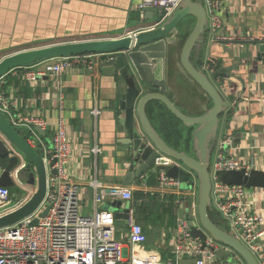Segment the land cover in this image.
I'll use <instances>...</instances> for the list:
<instances>
[{"label": "crops", "instance_id": "crops-1", "mask_svg": "<svg viewBox=\"0 0 264 264\" xmlns=\"http://www.w3.org/2000/svg\"><path fill=\"white\" fill-rule=\"evenodd\" d=\"M202 2L207 22L202 38L190 53L189 62L205 75L219 94L223 105L221 114L204 143L194 137L195 129L184 126L163 107H159L156 118L155 112L147 108L149 123L168 148L193 160H200L199 149L206 145L210 150L207 155L210 167L217 154L222 153L247 171L264 172V64L254 52L255 45L264 40V0H218L214 16L220 25L216 33L210 28L212 15L205 0ZM140 4L141 0H0V61L18 52L58 44L120 39L152 25L154 14L144 13L139 9ZM148 16L151 19L145 21ZM195 24V19L190 17L189 29L180 33L169 58L160 61L152 75L171 91L172 104L187 117H196L211 107L204 92L180 67L181 49ZM86 56H89V68L82 63L74 64L60 76L50 74L36 81L27 80L26 72L43 67L42 62H37L1 77L0 88L11 112L38 117L45 122L38 136L47 149L52 147L59 120L63 121L71 147L66 171L78 190L83 214L94 210L95 189L91 183L96 182L100 187L121 186L131 190L132 195L139 192L157 196L161 201L174 198L176 226L181 207L186 219L193 207L197 208V183L185 189L189 191H182L178 183L164 188L157 174L149 184L151 174L147 173L141 177L140 184L133 181L123 185L130 162L129 148L124 144L127 137L120 124L123 118L120 103L126 86L114 69L103 67L110 56ZM220 69L226 74L217 76ZM227 138L232 140L231 145H224ZM3 168L0 165V172ZM33 176L30 169L20 181L23 183L22 178L30 181ZM26 182L23 187L14 184L21 194L19 197L10 195L12 202L22 199L25 193H34ZM245 190V202L251 205V212L264 216V195L254 188ZM185 202L190 203L188 214L184 210ZM125 204L132 205V220L144 231L146 251L157 253L164 262L191 261L194 264L192 257L176 260L173 253L175 226L167 227L166 222L156 221L146 224L143 217H133L137 204L132 198ZM100 208L104 209V205ZM115 227L120 237L117 240L124 241L128 226ZM261 243L264 245V237Z\"/></svg>", "mask_w": 264, "mask_h": 264}, {"label": "water", "instance_id": "water-1", "mask_svg": "<svg viewBox=\"0 0 264 264\" xmlns=\"http://www.w3.org/2000/svg\"><path fill=\"white\" fill-rule=\"evenodd\" d=\"M144 13L155 14L154 8L141 9ZM147 16V15H146ZM193 18L196 24L188 34L180 52V67L187 76L204 92L211 103L207 112L205 110L196 117H187L181 114L172 104L173 94L166 90L165 85L152 77L155 74L158 63L167 61L172 53L173 45L179 40L180 33L189 29L188 19ZM151 19L147 17L145 21ZM207 22V13L202 0H182L174 12L161 25L155 28L144 26L142 30L132 32L120 39L93 40L58 44L39 49L18 52L5 57L0 61V78L10 71L29 66L33 63L51 60L59 57L99 55L110 56L103 64L104 68H112L126 86L121 98L120 109L123 118L120 121L124 128L128 146L127 158L128 170L123 180V185H129L133 181L140 184L141 177L147 173L155 175L164 173L165 176L179 185L190 189L195 183L198 185L197 215L200 228L188 221L192 239L199 238L202 243L207 233L215 240L236 252L245 264H257L253 256L236 240L226 232L215 226L209 219L211 173L208 162L210 150L203 145L199 149L200 160H193L184 154L177 153L168 148L156 135L149 123L147 108L158 116L159 107L165 108L174 118L184 126L195 129L194 137L199 143H204L211 134L222 109V101L205 75L194 68L189 62V56L204 34ZM256 57L264 64V40L255 45ZM224 73L223 69L217 72V76ZM41 134L39 128H34ZM26 129L15 127L0 113V159L6 160V165L0 172V187L12 189L14 183L11 178L13 171L22 165L19 170V178L33 169L34 176L27 181L29 186L36 185V190L30 199L21 207L0 216V230L11 227L37 211L43 203L46 193V171L40 156V151L31 147L26 137L22 135ZM207 142V139H206ZM215 148V146H213ZM161 156L168 157L176 164L168 166H156V159ZM216 181L227 186H240L245 189H264V172L245 169L235 171H217L214 173ZM127 203V202H126ZM114 214L116 226H128L130 206L121 201H113L104 206ZM48 208L43 210L38 218L46 215ZM186 219L183 216L182 207L179 220ZM38 220H32V226L37 225ZM218 260L229 257L228 251L219 249L215 253Z\"/></svg>", "mask_w": 264, "mask_h": 264}, {"label": "built area", "instance_id": "built-area-1", "mask_svg": "<svg viewBox=\"0 0 264 264\" xmlns=\"http://www.w3.org/2000/svg\"><path fill=\"white\" fill-rule=\"evenodd\" d=\"M182 0H141L139 9L150 7L156 10L157 20L152 28L161 26L179 6ZM211 13V31L216 33L220 22L214 16L218 0H205ZM225 39V38H223ZM229 41V39H227ZM43 67L25 73L29 81H36L47 75H62L74 64H85L89 68V56L59 57L42 61ZM23 68V67H20ZM23 69H26L25 67ZM0 113L12 126L25 128L28 144L40 151L46 171V193L40 208L19 223L0 230V264H173L161 261L159 255L148 252L144 246L146 236L142 227L132 220L129 212L128 233L124 241L117 239L114 214L101 206L113 201L128 202L132 198L131 190L121 186L100 187L96 182L91 185L95 189L92 199L94 210L91 214H83L78 190L70 180L66 171L71 147L67 139L65 125L59 120L52 138L50 149L42 146L38 133L34 128L43 130L45 122L38 117H25L13 114L9 101L0 88ZM227 138L224 145H231ZM38 144V145H37ZM39 146V147H38ZM41 148V149H40ZM172 159L161 156L156 159V166H168ZM24 165L15 169L10 175L18 187H23L18 172ZM242 169L237 161L217 154L210 167L211 188L210 208L214 216L223 224L222 231L238 241L255 259L257 264H264V216L251 212V205L245 202L246 190L240 186H227L216 181L217 171H235ZM158 182L164 188L177 185L164 173H158ZM258 190L264 195V189ZM32 196L25 193L23 198L12 202L8 188L0 187V216L24 205ZM48 208L46 215L39 214ZM37 219L35 226L30 225ZM188 221L200 228L197 208L194 206L187 219L178 220L175 226L173 253L176 260L192 257L194 264H243L240 256L224 246L211 235L204 232L206 239L202 243L199 238L192 239ZM230 253L225 260H218L215 253L219 250Z\"/></svg>", "mask_w": 264, "mask_h": 264}, {"label": "trees", "instance_id": "trees-1", "mask_svg": "<svg viewBox=\"0 0 264 264\" xmlns=\"http://www.w3.org/2000/svg\"><path fill=\"white\" fill-rule=\"evenodd\" d=\"M164 126L167 128L166 125H164ZM169 131H171V130H169ZM22 136L26 137L27 134H23ZM0 165H1V167H5L6 160L0 159ZM153 178H155V175L149 176L148 181H151V183H149V184H152L154 182ZM22 179H23V183H25L26 182L25 178H22ZM14 190H16V192H14ZM14 190L9 189L10 195L16 194L19 197L21 194V191L17 188H14ZM133 195H134L133 203L137 204L136 206H134L135 209L133 210V217H134V215L136 216V219L143 217L144 218L143 222L146 224H151L152 222L156 221V222H161V223L166 222L167 227L175 226V222H176V211L175 210H176L177 206L175 205V199L174 198L168 197V198L161 201L157 198V196L145 195V194H142L139 192L134 193ZM148 204H150V206H153L154 208L160 209L161 212L160 211L156 212V213L155 212H151V213L146 212V208L148 207ZM130 206H132V205H130ZM208 215H209L210 221L215 226L222 228L223 224L220 222V220H218L214 216L211 208L209 210Z\"/></svg>", "mask_w": 264, "mask_h": 264}, {"label": "rangeland", "instance_id": "rangeland-1", "mask_svg": "<svg viewBox=\"0 0 264 264\" xmlns=\"http://www.w3.org/2000/svg\"><path fill=\"white\" fill-rule=\"evenodd\" d=\"M157 20V15H154L153 16V18L151 19V24H154V22ZM150 24V25H151ZM34 172V171H33ZM30 187H32L33 189H34V192H35V190H36V185H34V186H30ZM180 188L182 189V191H189V190H185L186 189V187L185 186H181L180 185ZM132 199H134V195L132 196ZM184 210H185V212L188 214V212H189V210H190V203L189 202H185V204H184ZM161 212V210L160 209H158V208H154L153 206H150V204H148V207L146 208V212H148V213H151V212ZM241 258V257H240ZM242 259V258H241ZM243 260V259H242ZM243 262V264H245V262L244 261H242ZM178 264H193L191 261H183V262H180V263H178ZM231 264H236L235 262H232Z\"/></svg>", "mask_w": 264, "mask_h": 264}]
</instances>
